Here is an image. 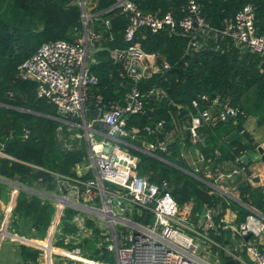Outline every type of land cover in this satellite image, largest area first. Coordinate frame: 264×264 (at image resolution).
<instances>
[{
  "label": "built area",
  "instance_id": "2783aa9c",
  "mask_svg": "<svg viewBox=\"0 0 264 264\" xmlns=\"http://www.w3.org/2000/svg\"><path fill=\"white\" fill-rule=\"evenodd\" d=\"M74 2L81 8V29L75 32L74 39L45 40L17 67L20 77L35 82L36 95L54 104V116L58 121L73 128H83L84 133L77 130L87 141L84 158L88 163L80 162L92 170L87 177L76 172L51 171L56 177L58 190L44 193V196L52 203L56 232H51L50 239L47 238L51 251L49 254L44 251L45 263L50 264L52 253L61 257L58 264H218V257L224 250H219L220 244L213 233L219 226L224 228L226 225H223V218H218L216 207L205 203L200 213H196L197 219L190 220V216L181 215L169 179L150 181L146 175L138 173L139 156L132 152L131 142L141 140L142 145L135 146V149L158 156L156 150L166 151L172 139L163 129L165 119H160L153 127L145 125V130L156 136L155 140H146L136 126L126 127L129 115L142 110L146 98H168L160 86L153 85L146 90L140 88L143 79L155 72H164L170 62L156 51L145 50L137 36H145L141 30L143 27L151 33L165 30L170 34H183L187 37L185 53H192L204 45L209 34L224 35L241 48L263 54L264 29L258 30L254 6L243 4L233 16L224 19L221 28H214L205 20L196 0L186 1L182 15L171 11H143L133 0H115L105 11L117 9L119 13H125L124 44L106 46V49L115 62L121 63L120 74L128 75L132 82L122 100L106 105L102 95L98 94L93 96L90 105L88 99L96 77L89 73V67L94 61V40L100 33L89 26V21L100 15L99 26L109 28L110 19L103 14L104 11L87 12V0H69L68 4ZM201 98L206 95L202 94ZM217 102L214 98L198 110L199 115L210 122H218L244 114L242 108L227 102L220 104L212 114L209 108L216 107ZM192 105H198L197 99H192ZM188 130L194 142L204 141L193 125H189ZM28 132L26 129L24 137ZM183 139L184 136L182 143ZM260 146L264 153V144ZM214 153L218 151L215 149ZM2 157L12 156L5 151V143L0 140ZM204 159L210 170L213 158ZM236 160L237 166L231 171L213 173L211 182L217 183L223 176L244 171L242 153L236 156ZM28 164L43 169L38 164ZM261 175L260 189L264 192V169ZM15 185L19 192L23 184ZM16 198L17 192L12 193L5 205L0 229L6 228L9 220L14 221ZM67 208L75 209L67 218L74 230L72 233L62 230V217ZM84 212L91 215L86 216ZM96 218L101 222L97 223ZM235 230L238 235L235 249L244 251L250 257V264H264V214L248 205L244 218L236 221ZM4 237L13 239L15 236L0 234V241ZM57 240L61 246L55 245ZM21 241L47 250L40 243ZM96 248L99 253L102 250L110 252L113 260L98 258V252H88Z\"/></svg>",
  "mask_w": 264,
  "mask_h": 264
},
{
  "label": "trees",
  "instance_id": "16d2710c",
  "mask_svg": "<svg viewBox=\"0 0 264 264\" xmlns=\"http://www.w3.org/2000/svg\"><path fill=\"white\" fill-rule=\"evenodd\" d=\"M68 1L0 0V90L4 85H11L23 99L22 101L21 98H17L19 100L17 104L15 97L4 98L0 95V140L5 143V151L12 156L0 158V173L22 184L40 178L48 189L54 191L58 190L57 180L51 171L59 173L69 171L73 174L71 169L77 162L84 160L85 150H64L52 140V131L59 124L57 119H51L52 115H55V106L36 95L35 82L20 77L17 74V67L45 40L74 39L75 32L81 29V8L78 3L68 4ZM114 1L100 0L96 9L104 11L103 14L109 16V28L99 26V19H95L94 24L90 22L95 32L100 33L99 38L94 40L96 48L93 52L94 61L89 67V73L96 77V83L91 86L88 99L90 105L93 96L98 94L102 95L106 105L122 100L132 82L131 77L120 74L121 63L115 62L106 49V46L124 44L122 36L127 22L125 13H119L117 9L105 11ZM133 1L143 11H171L182 15L187 0ZM196 1L200 4L201 13L207 23L214 28H221L225 18L233 16L243 4L250 3L254 6L258 30L264 29V0ZM141 30L145 32L144 37L137 36L141 46L147 51H156L165 56L170 62V67L164 72H155L143 79L139 84L140 88L146 90L153 85L160 86L166 91L168 98L160 100L146 98L142 110L130 114L127 118V128L136 126L146 140H155L156 136L148 133L145 125L153 127L160 119H165L163 129L168 131L175 125L176 109L180 118L202 110L214 98L218 101L217 109L220 104L227 102L244 110L243 115L233 119L237 126H241L248 115L255 116L257 122L264 125V70L257 66L258 61L252 62L246 57L257 53L241 48L228 36L217 35L216 38L221 37V41L225 42L221 46L210 34L209 43L192 53H185L187 42L185 35L170 34L165 30L151 33L145 27ZM231 49L233 51H230ZM234 51L239 55L236 53L233 55ZM202 94H205L206 98H201ZM192 99H197V106L192 105ZM5 100L8 102H3ZM18 106L29 107L38 113L21 110ZM33 126L36 127V131ZM26 128L29 132L34 129L32 138L24 137ZM234 128L232 121L227 119L223 123L207 124L206 134L203 135L204 141L198 143L204 158H213V170L215 162L220 158L219 147L222 143L226 153L231 151L230 145H240V138L235 136L228 142L224 140L225 133ZM38 134L48 136L39 147L31 143ZM184 141L189 142L185 133ZM137 143L139 146L142 145L141 140ZM181 146L182 137L177 136L168 143L166 151L156 150L159 157L135 148L132 152L139 156L138 173L147 175L150 181L169 179L171 192L178 204L185 202L192 204L190 212L192 217L188 219L194 220L196 213H200L205 203L213 206L217 198L206 190L208 186L201 179L208 178L205 172H198V176L188 172L190 168L180 154ZM215 149L218 151L217 154L214 153ZM32 150L37 152L35 157L38 161L31 163L38 164L43 169H35L28 164L31 161L29 154ZM152 170H157L155 176L148 174ZM244 190L249 193L251 204L264 212V192L257 187L252 189L246 187ZM52 212V203L44 195L26 193L23 190L18 192L13 209L15 222L22 221L37 232H41L49 225ZM71 212L72 210L66 209L62 217L63 231L73 230L67 221ZM246 212L247 210L240 211L238 219H243ZM96 249L99 253V249ZM102 251L97 255L98 258L111 259L110 254L105 255L109 253L107 250Z\"/></svg>",
  "mask_w": 264,
  "mask_h": 264
},
{
  "label": "crops",
  "instance_id": "0c3cea01",
  "mask_svg": "<svg viewBox=\"0 0 264 264\" xmlns=\"http://www.w3.org/2000/svg\"><path fill=\"white\" fill-rule=\"evenodd\" d=\"M18 108L26 110L20 106H18ZM209 109L212 114L217 111L216 107H211ZM174 116L175 125L173 128L168 130V136L173 140L177 136L183 137L185 133L189 142H185L183 139L180 154L190 168L188 172H191L196 176H198V172L200 171L207 174L208 178L201 179L208 186L206 189L207 192L213 194L217 198L216 203L213 206L217 209L218 218H223V225H226L224 228L219 226L216 232L213 233L214 238L217 239L220 244L219 250H224L220 255L221 262L223 264H250V257L241 249H235L238 242V235L235 232V223L239 220L238 214L240 211L247 210L248 205L255 207L251 204L249 193L244 189L246 187L251 189L254 187L260 188L261 186L260 180L262 177H260L259 174H262V170L264 169V160L261 158L258 147H261L260 145L264 144V125L258 123L256 117L253 115L246 116L241 126H237V122L235 120L228 118L227 120H231L235 125V128L225 133L224 140L225 142H228L235 136L240 138V145H237L238 147L234 144L230 145L231 151L226 153L225 146L222 143L219 147L220 158L215 162L214 170L213 167L209 170L206 167L204 155L201 152L199 143L194 142L190 136L187 135L186 129H188L189 125H193L197 132L203 136L206 134L207 124H209L210 121L200 116L199 111L195 113H188L186 116L179 118L178 110L176 109ZM218 122L223 123V121ZM137 141L131 142V147L134 148L135 146H138ZM241 153L242 158L246 156V160H244V171L231 176H223L219 182L212 183V174L231 171L237 166L238 162L236 160V156ZM82 161L87 162L85 158ZM82 163L83 162H80L79 164L77 163L78 165L76 164V168L74 167L75 172L80 173L83 176H89V174H92L91 168ZM29 183H38L39 187H41L38 188L30 186ZM15 184L22 183L0 173V223L3 218L5 205L9 201L10 196L15 192H17L18 195V190H15ZM25 184L26 187H28L29 193H37L40 196H43L44 193H48V191H54L53 189H48L46 187V183L40 178L31 179ZM255 208L264 214L261 208ZM216 221L219 222L218 219H216ZM22 224L23 226L25 225L24 223ZM27 226L32 230H35L29 225ZM0 234H10L21 240H28L42 245L45 243L44 245L47 248V253L49 254L51 251L50 244L46 240L43 242L32 238H26L18 233L15 234L10 232L6 230V228L0 229ZM37 248L38 247H32L26 243L17 242L13 239L4 237L0 241V250L2 251L0 254V264H46L45 258H43V252L39 251L41 250L40 248ZM91 251L95 254L97 253L96 250ZM60 258L61 257L59 255H52L50 264H58Z\"/></svg>",
  "mask_w": 264,
  "mask_h": 264
},
{
  "label": "rangeland",
  "instance_id": "374dc122",
  "mask_svg": "<svg viewBox=\"0 0 264 264\" xmlns=\"http://www.w3.org/2000/svg\"><path fill=\"white\" fill-rule=\"evenodd\" d=\"M99 1L100 0H87V3H86L88 5L86 7L87 12H89L91 14H94L97 11L96 9L98 8L97 4H98ZM99 17L100 16H97V18H94V17L91 18L90 21H89V26H91L90 22H92V24H94V20L95 19H99ZM210 36L212 37L213 40L219 42L217 44H219L221 46L224 45L225 42L221 41V39H220L221 37L216 38L217 36H214V35H210ZM207 38H209V39H207ZM210 41H211V38L206 36L205 39H204V44L209 43ZM230 51H233V50L231 49ZM235 53L236 52L234 51L233 55H235ZM236 54H238V53H236ZM246 57H247V60H250L252 62H255V61L257 62L258 61L257 66L259 68H261L262 70H264V53L263 54H258V53L257 54H249ZM4 87H7V88L4 89ZM4 87L2 88V90H0V95L2 97H4V98H8V97L13 98V97H15L16 100H17L16 101L17 104H19L18 103L19 100L17 98H21V100L23 101L22 96L19 93H17V91L15 90V88L13 86L4 85ZM3 102H8V101L5 100ZM14 102H15V100H14ZM5 104H8V103H5ZM25 109H26V111H30L32 113L33 112L38 113V111H36L34 109H31L29 107H27ZM53 118L57 119L55 116L52 115L51 119H53ZM73 127L74 126H69L67 123L65 124L64 122L59 121V124L56 125L54 127V130L52 131V134H51L52 140L60 148H62L64 150L84 149L87 152V149H88L87 141H86L85 137L83 138L82 133L80 132V131H82L84 133L83 128H81V127L73 128ZM33 128L35 129V130L34 129L33 130L36 131V127L33 126ZM26 129H28V128H26ZM77 129H79L80 131H78ZM33 130L27 133L26 138H28V137L32 138V136H34ZM34 138L35 139H32L33 141L31 143L32 144H36V146L39 147L45 142V140H47L48 136L44 135V134H41V135L38 134V136H35ZM29 140H31V139H29ZM35 155L37 156V152L32 150L31 153L29 154V158H30L29 160H31L30 162L38 161V159H37V157H35ZM87 163H88V160H87ZM72 171L75 172L74 167L71 169V172ZM63 173L64 174H70L69 171H65ZM156 173H157V170H152L148 174H152V175L155 176ZM156 178H159V177H156ZM30 186H35V187H38V188L41 187V186L39 187L38 183H32V184H30ZM20 190H23L24 192L29 193V190H28V187H26V184H23L22 189H20ZM178 205H179L180 213H181L182 216H187V217L190 216V217H192V215L190 213L192 204L190 202H188V203L185 202L183 204H178ZM67 210H75V209L67 208ZM66 213L69 214L68 212H66ZM84 213L87 214L86 216H90L91 215L88 212H84ZM72 214H73V211L70 213V215H72ZM53 219H54L53 215H51L49 225L46 226L41 232H37L35 230H32L27 225L23 226L22 221H19V222L18 221L17 222L12 221L11 222V220H9L10 222L8 221L7 226H6V230H8V231H10L12 233H15V234L18 233L20 235L25 236L26 238L29 237V238H32L34 240L43 241L44 242L45 240L47 241V238L49 236L51 237V235H52V234H50L51 232H53V233L56 232V226L53 227ZM196 219H197V217H196ZM96 221H97V223L101 222L98 218H96ZM73 231L74 230H72V231L69 230L68 233H72ZM13 240H15L17 242H23V243L28 244L27 242L21 241V239H19L18 237H13ZM54 243H55L56 246H61V243L58 242V240L55 241ZM44 244L42 246H44L46 248V246ZM91 244H92V242L88 243L89 247H90ZM28 245H30L32 247L35 246L33 244H28ZM35 247H37V246H35ZM39 251H42L43 254H44V251H46V250H42L41 249ZM88 252L91 253V254H95L91 250H88ZM1 253H2V251L0 250V254ZM109 254H110V252L109 253H105L106 256H110ZM52 255H54V254L51 253V256ZM220 257L221 256L218 257V261L217 262H218V264H223L221 262V260H220ZM43 258H44V255H43ZM111 259L113 260V257H111Z\"/></svg>",
  "mask_w": 264,
  "mask_h": 264
},
{
  "label": "water",
  "instance_id": "95a60500",
  "mask_svg": "<svg viewBox=\"0 0 264 264\" xmlns=\"http://www.w3.org/2000/svg\"><path fill=\"white\" fill-rule=\"evenodd\" d=\"M228 118L230 119V117H228ZM186 133L188 136H190V132L188 129H186ZM258 150H259V153H261V158L264 160V153L262 152L263 151L262 148L258 147ZM243 160H246V156L243 157ZM145 217H146V215H144V217L141 220L144 221ZM247 237H248V235L245 238H247Z\"/></svg>",
  "mask_w": 264,
  "mask_h": 264
}]
</instances>
